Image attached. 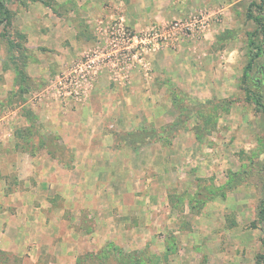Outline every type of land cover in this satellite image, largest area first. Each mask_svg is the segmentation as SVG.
<instances>
[{"label": "rangeland", "instance_id": "rangeland-1", "mask_svg": "<svg viewBox=\"0 0 264 264\" xmlns=\"http://www.w3.org/2000/svg\"><path fill=\"white\" fill-rule=\"evenodd\" d=\"M2 1L0 264H264V0ZM175 23L145 64L58 97L112 27ZM95 96L107 117L77 139Z\"/></svg>", "mask_w": 264, "mask_h": 264}, {"label": "built area", "instance_id": "built-area-1", "mask_svg": "<svg viewBox=\"0 0 264 264\" xmlns=\"http://www.w3.org/2000/svg\"><path fill=\"white\" fill-rule=\"evenodd\" d=\"M192 25L193 23H190L187 27ZM180 27H182L181 23H175L165 32L153 29L131 35L122 24H117L110 30L109 45L106 49L84 54L70 66L67 72L54 80L58 97L66 104L72 101L81 102L86 85L91 83L103 68L145 64L150 55L167 47L174 40L175 32L184 29Z\"/></svg>", "mask_w": 264, "mask_h": 264}, {"label": "crops", "instance_id": "crops-1", "mask_svg": "<svg viewBox=\"0 0 264 264\" xmlns=\"http://www.w3.org/2000/svg\"><path fill=\"white\" fill-rule=\"evenodd\" d=\"M92 8V7H91ZM92 13V12H91ZM93 14V13H92ZM100 98L95 96L94 98H92L91 102L89 103H86L85 105H77L75 104V106L73 107V109L70 111V116L72 115L73 116V119L68 121L67 124L69 125L70 128H77V133L75 134L76 138L77 139H80L79 137V134L81 132H88V130L86 128H97V124L99 121H98V116H106L105 112L106 110H104V106L101 108L100 105H102L101 101H99ZM112 100V99H111ZM116 98H113V101H115ZM113 101H109L107 103H109L110 105L112 104ZM101 103V104H100ZM107 105V104H105ZM101 108V109H100ZM69 112V111H68ZM115 112V111H108L107 112V115L109 113H111L110 115H112V113ZM104 114V115H103ZM56 116V119H58L57 121H63V119L61 118L62 115H57L55 114ZM114 118H116L118 115L117 113L112 115ZM64 117V116H63ZM107 117V116H106ZM118 118H116L115 120H117ZM57 121H55L54 123H58ZM60 129V126H56V128H54V131H59ZM66 132V131H65ZM59 133H63V132H60ZM73 137V138H75ZM79 147H81V145L85 148V144L84 143H78ZM88 149V148H87ZM80 159V163H84L86 166L87 165H91L93 160L92 158H86V154L85 156H83V158ZM47 160L46 158H41V159H38L36 162L38 163H45ZM37 163V164H38ZM40 165V164H39ZM60 174L59 170L55 173L56 174ZM58 178V175L56 176ZM56 179V178H55ZM57 181V179H56Z\"/></svg>", "mask_w": 264, "mask_h": 264}, {"label": "trees", "instance_id": "trees-1", "mask_svg": "<svg viewBox=\"0 0 264 264\" xmlns=\"http://www.w3.org/2000/svg\"><path fill=\"white\" fill-rule=\"evenodd\" d=\"M7 2L6 1H2L1 4H0V26L2 25H6V26H11L12 25V14H11V11L9 10V8L7 7ZM250 16L249 17H252L251 16L252 14H249ZM255 21L261 25L264 29V21L261 19V18H255ZM252 45H255V42L252 43ZM254 63V59H252L249 63V67H252ZM247 94L249 95V93L247 92ZM262 216H263V219H264V204L262 206Z\"/></svg>", "mask_w": 264, "mask_h": 264}]
</instances>
